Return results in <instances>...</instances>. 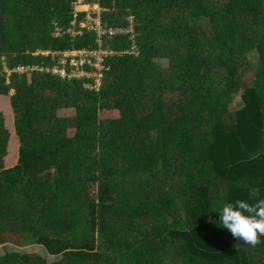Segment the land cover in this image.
I'll return each mask as SVG.
<instances>
[{
  "label": "trees",
  "instance_id": "trees-1",
  "mask_svg": "<svg viewBox=\"0 0 264 264\" xmlns=\"http://www.w3.org/2000/svg\"><path fill=\"white\" fill-rule=\"evenodd\" d=\"M78 1L0 0V95L13 91L19 139L7 168L0 112V244L42 247L52 264H264V236L253 247L213 226L224 203L264 199V0H84L109 26L133 16L139 54L107 58L100 92L12 72L52 65L38 51L99 47L94 33L55 36ZM0 264L50 263L9 252Z\"/></svg>",
  "mask_w": 264,
  "mask_h": 264
},
{
  "label": "built area",
  "instance_id": "built-area-1",
  "mask_svg": "<svg viewBox=\"0 0 264 264\" xmlns=\"http://www.w3.org/2000/svg\"><path fill=\"white\" fill-rule=\"evenodd\" d=\"M75 20L70 27L57 26L55 36L71 35L72 38L84 36L86 33H94L99 44L98 48H74L66 50L38 51L36 54L50 56L52 65L42 67L36 64L20 65L12 72L19 74L33 72H47L68 81H81L85 89L100 92L106 73L110 70L107 58L126 53L139 54L137 41V24L133 16L129 18L128 26H109L104 22L103 14L107 9L98 3H85L79 0L74 3ZM86 12L87 16L80 19V13ZM121 36H129L132 48L127 51L117 52L104 47L106 39ZM8 71V70H7ZM10 74L11 72L8 71Z\"/></svg>",
  "mask_w": 264,
  "mask_h": 264
},
{
  "label": "clouds",
  "instance_id": "clouds-1",
  "mask_svg": "<svg viewBox=\"0 0 264 264\" xmlns=\"http://www.w3.org/2000/svg\"><path fill=\"white\" fill-rule=\"evenodd\" d=\"M252 193H258L253 188ZM218 224L232 237L233 241L255 247L264 236V199L249 203L243 199L224 203L218 212Z\"/></svg>",
  "mask_w": 264,
  "mask_h": 264
},
{
  "label": "rangeland",
  "instance_id": "rangeland-1",
  "mask_svg": "<svg viewBox=\"0 0 264 264\" xmlns=\"http://www.w3.org/2000/svg\"><path fill=\"white\" fill-rule=\"evenodd\" d=\"M250 64H253V61L250 59ZM13 94V91L10 93L9 96H2L0 95V112L4 114L5 117V125L6 128L10 132V140L8 145V155L5 158V166L9 168V166H13L15 163V158L18 156V149H19V139L15 133L14 128V115L13 110L10 104V96ZM242 107L240 96H234L233 104L231 105V109L236 111ZM62 116H65L69 120V127H70V135L74 133L75 130V111L74 110H63L60 112ZM119 116L113 110L103 109L100 111L101 118H117ZM154 139H156V135H153ZM107 148L102 147L99 150L92 152L90 154L91 158L95 159H105L107 157ZM9 252H19L21 254H28V255H37L48 263H56L61 260V258H55L49 256L47 252L39 246H33L30 248H20L18 246L12 244H0V257Z\"/></svg>",
  "mask_w": 264,
  "mask_h": 264
},
{
  "label": "crops",
  "instance_id": "crops-1",
  "mask_svg": "<svg viewBox=\"0 0 264 264\" xmlns=\"http://www.w3.org/2000/svg\"><path fill=\"white\" fill-rule=\"evenodd\" d=\"M17 160H18V156H16V158H15V163H14V165L17 163ZM14 165H13V166H14ZM13 166H9V168H10V167H13Z\"/></svg>",
  "mask_w": 264,
  "mask_h": 264
}]
</instances>
